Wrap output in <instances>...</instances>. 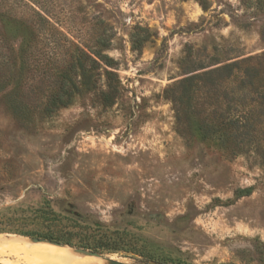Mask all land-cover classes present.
<instances>
[{
  "label": "rangeland",
  "instance_id": "rangeland-1",
  "mask_svg": "<svg viewBox=\"0 0 264 264\" xmlns=\"http://www.w3.org/2000/svg\"><path fill=\"white\" fill-rule=\"evenodd\" d=\"M1 39L0 236L264 264V0H0Z\"/></svg>",
  "mask_w": 264,
  "mask_h": 264
},
{
  "label": "bare ground",
  "instance_id": "bare-ground-1",
  "mask_svg": "<svg viewBox=\"0 0 264 264\" xmlns=\"http://www.w3.org/2000/svg\"><path fill=\"white\" fill-rule=\"evenodd\" d=\"M0 250L5 256L9 252L15 256H22L26 264H99L98 258L68 246L23 238H8L2 235L0 236ZM0 264L13 263L2 260Z\"/></svg>",
  "mask_w": 264,
  "mask_h": 264
},
{
  "label": "trees",
  "instance_id": "trees-1",
  "mask_svg": "<svg viewBox=\"0 0 264 264\" xmlns=\"http://www.w3.org/2000/svg\"><path fill=\"white\" fill-rule=\"evenodd\" d=\"M37 14V13H36ZM38 15V19L40 21H44L45 19L39 15ZM40 16V17H39ZM47 22V21H46ZM0 44H6V41L4 40H0ZM4 47V46H1ZM11 62L10 59H5L2 60L0 62V64H5L6 66L9 65V63ZM230 66H225V68H223V70L225 69H230ZM6 79V76L4 75V77L0 76V80ZM63 89V88H62ZM69 104V101H64L60 98V95H55L53 96L46 104H45V109L47 112H51V110H53V108H58V107H65ZM255 121L253 119V117L250 114H243V115H237L236 117H219V131H221L224 134H228V133H236V135L234 134V138L235 139H239V143L238 145H243V141H241V139L239 137H243L248 135V130L250 128L253 127ZM262 160H263V167H264V153L262 154ZM252 193V189L251 188H245V189H238L235 192V196L236 198H242L245 196H249ZM5 229L0 227V232H4ZM14 232L18 233L21 236H25V237H30V238H36V239H41V240H48L54 243H58V244H69L68 242H63L62 240L59 239V237L55 236V235H39V234H35V233H30L28 231H22V230H13ZM93 252H96V247L92 249Z\"/></svg>",
  "mask_w": 264,
  "mask_h": 264
},
{
  "label": "water",
  "instance_id": "water-1",
  "mask_svg": "<svg viewBox=\"0 0 264 264\" xmlns=\"http://www.w3.org/2000/svg\"><path fill=\"white\" fill-rule=\"evenodd\" d=\"M15 236V235H14ZM20 237H23V236H20ZM28 239H31L32 241H36V242H49V243H52V244H55V245H58V246H65L64 244H58V243H54V242H51V241H48V240H41V239H36V238H29V237H26ZM71 247V246H69ZM77 250H80L84 253H86L87 255H90V256H96V257H100L99 254L93 252V251H85V250H82V249H77Z\"/></svg>",
  "mask_w": 264,
  "mask_h": 264
}]
</instances>
